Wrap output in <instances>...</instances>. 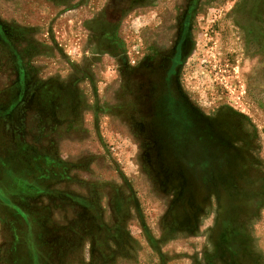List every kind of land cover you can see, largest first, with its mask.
<instances>
[{
    "label": "rangeland",
    "instance_id": "rangeland-1",
    "mask_svg": "<svg viewBox=\"0 0 264 264\" xmlns=\"http://www.w3.org/2000/svg\"><path fill=\"white\" fill-rule=\"evenodd\" d=\"M0 264H264V0H0Z\"/></svg>",
    "mask_w": 264,
    "mask_h": 264
}]
</instances>
